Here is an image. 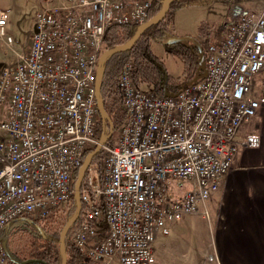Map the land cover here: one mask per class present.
Listing matches in <instances>:
<instances>
[{
    "label": "built area",
    "instance_id": "1",
    "mask_svg": "<svg viewBox=\"0 0 264 264\" xmlns=\"http://www.w3.org/2000/svg\"><path fill=\"white\" fill-rule=\"evenodd\" d=\"M42 2L25 51L12 48L0 10V45L14 56L0 76V230L73 199L74 175L99 141L95 73L106 30L146 22L151 6ZM222 28L220 41L204 43V77L168 96L137 88L133 64H122L125 121L103 146L100 170L90 165L80 186L82 218L71 241L84 261L148 264L171 224L209 217L208 201L237 152L236 134L259 108L249 94L264 71V12H239Z\"/></svg>",
    "mask_w": 264,
    "mask_h": 264
},
{
    "label": "trees",
    "instance_id": "2",
    "mask_svg": "<svg viewBox=\"0 0 264 264\" xmlns=\"http://www.w3.org/2000/svg\"><path fill=\"white\" fill-rule=\"evenodd\" d=\"M162 1L163 0H151L148 19L158 13L161 9ZM212 1L213 0H173L163 20L146 29L133 47L123 52L114 53L106 59L101 77L100 94L104 110L113 126V135L110 140L106 142V146H111L114 143L113 140L118 135V130L125 121V110L117 86L120 68L123 62L130 60L133 64L131 79L137 88L153 92L159 96H165L166 93L173 94L178 89L184 87L189 81L202 72L198 71V55L195 46L183 43L171 45L163 44L169 37L174 36L172 34V14L173 11L179 7L195 4L206 5ZM136 28L137 26L132 25L110 26L106 30L102 41V52L126 43L132 38ZM202 41L206 43L213 40L204 39ZM151 42L161 43L166 52L172 53L178 57L183 65L181 78L170 80L166 76L162 65L151 51ZM105 129H108L107 123H103L99 119L96 128L98 138ZM92 150L93 149H87L85 151L82 161ZM105 155V150L101 149L100 153L93 157L91 166H95L97 171L100 170ZM76 177L77 173L74 175V180ZM75 208L74 199H71L64 209H54L44 218L33 220L23 217L15 219L5 225L0 230V240L4 243L8 252L6 264H60L59 235L61 230L52 227L65 212H67L70 217L75 212ZM81 218L82 212L65 235L66 264H87L71 241V237ZM18 225H24L29 237L26 255L28 257L22 260H20L21 256L10 251L9 245L11 233Z\"/></svg>",
    "mask_w": 264,
    "mask_h": 264
},
{
    "label": "crops",
    "instance_id": "3",
    "mask_svg": "<svg viewBox=\"0 0 264 264\" xmlns=\"http://www.w3.org/2000/svg\"><path fill=\"white\" fill-rule=\"evenodd\" d=\"M235 2L231 20L239 12H264V0ZM222 34L223 28L211 42L220 41ZM249 95L259 102V108L256 115L239 128L235 137L237 152L231 167L223 177L219 190L207 204L209 217L211 214L213 221L210 232L214 240V248H211L214 249L213 259L209 260L207 256L210 243L199 249H188L183 253L184 261H179L178 257L161 256L162 251L167 252L166 249L168 252L175 249L176 252L178 244L182 242L177 223H174L170 228L179 239L166 238V235L157 243L155 241V262L264 264V71L253 79Z\"/></svg>",
    "mask_w": 264,
    "mask_h": 264
},
{
    "label": "rangeland",
    "instance_id": "4",
    "mask_svg": "<svg viewBox=\"0 0 264 264\" xmlns=\"http://www.w3.org/2000/svg\"><path fill=\"white\" fill-rule=\"evenodd\" d=\"M235 4V0H213L206 5L195 4L176 8L172 14V34L176 37L189 36L194 38L204 47L205 44L202 40H209L213 37H217L220 29L222 30V26L231 20L230 18L234 13H232V9L235 7ZM43 5L44 3L42 0H0V10L4 12L7 17L6 31L12 39L13 49L25 51V48H27L29 44V35L34 27V15ZM150 48L170 80H176L182 77L183 65L177 56L166 52L164 46L158 42H151ZM12 60H14V56L11 51L5 46L0 45V76L3 69L7 67ZM117 136L114 138L113 142L116 140ZM187 188L188 186L185 185L183 188L177 189V191L183 192ZM211 217V214L208 218L189 216L186 217V219L184 218L178 221L179 223L176 222V228H178V231L181 233L182 242L178 244L176 252H174L175 249L172 252H168L166 249L167 252L162 251L161 256L178 257L180 258L179 261H184L183 253L188 249H199L201 246L204 247L207 243H210V253L207 256L208 258L210 256L209 260L213 259L214 249L211 248H214V240L210 233L213 225ZM68 218L70 217L67 212H65L60 216L52 228H59L61 230ZM160 238L164 237H157L155 243H157V240ZM166 238H172L174 240L179 239L178 236L174 235L171 228ZM28 242L29 237L26 228L24 225H18L11 233L9 240L10 251L21 256L20 260L25 259L28 257L26 256ZM171 247H173V245ZM199 259L201 260V258ZM155 260L153 259V261L148 264H166L158 260V262H155ZM85 262L87 264H97L89 261ZM113 264L120 263L114 262Z\"/></svg>",
    "mask_w": 264,
    "mask_h": 264
},
{
    "label": "water",
    "instance_id": "5",
    "mask_svg": "<svg viewBox=\"0 0 264 264\" xmlns=\"http://www.w3.org/2000/svg\"><path fill=\"white\" fill-rule=\"evenodd\" d=\"M172 1L173 0H163L162 5H161V9L158 11V13H156L153 17L148 19L146 22L138 25L134 35L132 36V38L130 40H128L126 43L119 45V46H116L112 49L104 50L101 53V55L99 56V59L97 62L96 73H95L96 74L95 97H96V103H97L98 112H99V118L103 123H105V122L107 123L108 129H105L101 133V135L99 136L98 144L90 153H88L86 155V157L84 158V160L81 164V167L79 168V170L77 172V177H76V179L74 181V185H73V189H74L73 199H74L75 206H76L75 212L65 222L64 226L62 227V229L60 231V235H59V250H60V254H61V263L60 264H66L65 235H66L68 229L78 219L80 211H81L80 186H81V182L83 180V177L85 175V172H86L87 168L90 166L93 157L96 156L98 153H100L103 146L112 137V134H113V126L109 120L108 115L106 114V112L104 110V105H103V101H102L101 94H100L101 77H102L104 63L110 55H112L114 53L126 51V50L130 49L131 47H133L135 45V43L139 40L142 33L146 29H148L150 26H152V25L160 22L161 20H163L165 14L169 10V7H170V4ZM176 43H183V44L188 43L192 46H195V48L197 50L198 71H201L202 73L200 75L196 76L195 78H193L191 81H189L186 84V85H191L192 83H195L199 79L203 78L205 75L204 53H203L202 47L196 39L191 38L189 36H185V37L173 36V37H169L167 40H165V42H163V44H165V45H171V44H176ZM166 95L168 96L170 94L166 93ZM2 245H3L5 255L8 256L7 249H6L3 242H2Z\"/></svg>",
    "mask_w": 264,
    "mask_h": 264
},
{
    "label": "flooded vegetation",
    "instance_id": "6",
    "mask_svg": "<svg viewBox=\"0 0 264 264\" xmlns=\"http://www.w3.org/2000/svg\"><path fill=\"white\" fill-rule=\"evenodd\" d=\"M187 45H188V43H187ZM190 45V44H189Z\"/></svg>",
    "mask_w": 264,
    "mask_h": 264
}]
</instances>
